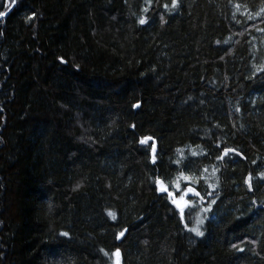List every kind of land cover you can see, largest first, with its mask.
Returning a JSON list of instances; mask_svg holds the SVG:
<instances>
[{"label": "trees", "instance_id": "1", "mask_svg": "<svg viewBox=\"0 0 264 264\" xmlns=\"http://www.w3.org/2000/svg\"><path fill=\"white\" fill-rule=\"evenodd\" d=\"M8 10L0 264H114L116 249L121 264H264V0H0ZM157 177L199 201L181 213Z\"/></svg>", "mask_w": 264, "mask_h": 264}, {"label": "snow or ice", "instance_id": "2", "mask_svg": "<svg viewBox=\"0 0 264 264\" xmlns=\"http://www.w3.org/2000/svg\"><path fill=\"white\" fill-rule=\"evenodd\" d=\"M11 2H12V5L14 6L15 3L17 2V0H11ZM172 6H173V8H175V7L177 6V0H172ZM164 7L167 8L168 6L165 5ZM145 10L147 11V9H145ZM5 15H6V13H5L4 11H0V17H4ZM31 18H32V17H29V19H31ZM162 19H163V18H162ZM145 23H146V21H145L144 19H140V20H139V24H140V25H144ZM132 107H133V108H139V105H138V104H134ZM151 139H152L151 137H145V138L140 139L139 143H140L141 145H145V144H147L148 141L151 140ZM218 147H219V145H217V148H218ZM151 151H152V154H153V156H152V163L155 164V163H156V152H157V144H156L155 141H153V143H152ZM230 154H234V155H236V156H239V155H240V153H238V152L233 153V150H232V149H225V150H224V154H223V156H224V157H228ZM194 155H195V154H194ZM222 158H223V157H218V159H222ZM255 163H256V161H253V164H255ZM262 178H264V174H262ZM185 179H187V177H185ZM250 179H251V177H249V179L246 180L245 182L249 184V189L251 190ZM155 183H156V191H157L158 193H165L167 196H169V197H173V198L171 199L170 203H171L172 205H174L176 209H181V207H182V202L186 203V201H185V199H184V196H181L179 199H176L175 196H174V193L168 190L167 186L163 183V181H162L159 177H157ZM188 194H195L196 196H199V193H198V192H195V190H194L192 187H187V188H186V190H185V195H188ZM213 203H215V201H213ZM108 215L112 217L113 221L116 220V216H115V214L109 212ZM180 219H181V222L183 223V214H181ZM198 223H201V224H202L203 221L200 220V221H198ZM126 231H127V229H125V230L119 232V233L116 235V239H117V240L122 239V238L126 235ZM189 231L194 232L196 236H202V235H203V233H202L201 231H199L198 228H191V229H189ZM60 235H61V236H65V237H67V236H68V233H67V232H63V233H61ZM234 247H235V246H234ZM241 251H242V250H241ZM112 255H113L114 257H116L115 264H120V260H119V257H120V250H119V249H116L115 252L112 253Z\"/></svg>", "mask_w": 264, "mask_h": 264}, {"label": "rangeland", "instance_id": "3", "mask_svg": "<svg viewBox=\"0 0 264 264\" xmlns=\"http://www.w3.org/2000/svg\"><path fill=\"white\" fill-rule=\"evenodd\" d=\"M202 175L205 178L211 180L212 182H215L217 180V169L215 166H208L205 169V172L202 173ZM179 198H177V199H179ZM196 198H197V196L195 194H188V195L184 196L186 203L182 202V207L180 209L181 213H183L186 209H188L189 206H193L194 203L198 202L199 200L197 201ZM195 218L197 221H199L201 219L199 214H197ZM193 228H199L198 222L195 223ZM119 260H120V257H119ZM115 261H116V257H114V264H115ZM120 264H121V262H120Z\"/></svg>", "mask_w": 264, "mask_h": 264}, {"label": "water", "instance_id": "4", "mask_svg": "<svg viewBox=\"0 0 264 264\" xmlns=\"http://www.w3.org/2000/svg\"><path fill=\"white\" fill-rule=\"evenodd\" d=\"M9 11H10V10H8V11H6V12H5V13H6V15L8 14V12H9ZM6 15H5V16H6ZM0 18H2V17H0Z\"/></svg>", "mask_w": 264, "mask_h": 264}]
</instances>
